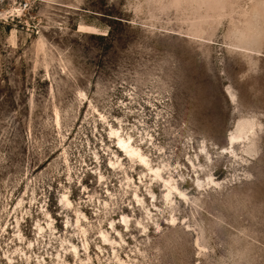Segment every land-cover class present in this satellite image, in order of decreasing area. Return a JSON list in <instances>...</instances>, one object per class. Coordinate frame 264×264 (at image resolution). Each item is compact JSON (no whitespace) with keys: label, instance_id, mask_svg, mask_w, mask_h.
I'll use <instances>...</instances> for the list:
<instances>
[{"label":"rangeland","instance_id":"rangeland-1","mask_svg":"<svg viewBox=\"0 0 264 264\" xmlns=\"http://www.w3.org/2000/svg\"><path fill=\"white\" fill-rule=\"evenodd\" d=\"M0 264H264V0H0Z\"/></svg>","mask_w":264,"mask_h":264},{"label":"bare ground","instance_id":"bare-ground-1","mask_svg":"<svg viewBox=\"0 0 264 264\" xmlns=\"http://www.w3.org/2000/svg\"><path fill=\"white\" fill-rule=\"evenodd\" d=\"M113 134L117 135L118 133H116V131L112 132ZM235 137L234 136H230L229 138V143L232 144L235 142ZM130 137L128 136L127 141L121 139L120 137H117V145L119 150L121 149L123 152H125V154L129 157V158H137L140 165L144 166L145 168H147V170L153 174L154 178L160 179L163 183H164V187L167 190V193L165 195V198L168 199L171 195L172 191H175L181 198H184L185 195L184 193L180 192L175 185L172 184V179H168V180H164L161 176H160V169L156 168L153 169L149 163V160L146 156L142 155V153L140 152L139 148L133 147L130 143ZM153 196V194H152ZM123 224H127L128 223V219L127 217H122L121 219ZM41 229V228H40ZM103 239L105 241H107L106 237L104 235H102Z\"/></svg>","mask_w":264,"mask_h":264},{"label":"snow or ice","instance_id":"snow-or-ice-1","mask_svg":"<svg viewBox=\"0 0 264 264\" xmlns=\"http://www.w3.org/2000/svg\"><path fill=\"white\" fill-rule=\"evenodd\" d=\"M74 251V250H73Z\"/></svg>","mask_w":264,"mask_h":264}]
</instances>
